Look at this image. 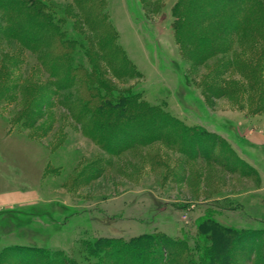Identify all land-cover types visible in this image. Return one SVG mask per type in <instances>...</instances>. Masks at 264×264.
<instances>
[{
    "label": "rangeland",
    "instance_id": "1",
    "mask_svg": "<svg viewBox=\"0 0 264 264\" xmlns=\"http://www.w3.org/2000/svg\"><path fill=\"white\" fill-rule=\"evenodd\" d=\"M54 1L61 7L72 4V0ZM179 1H107L118 43L138 73L115 85L164 106L183 125L207 131L252 170L236 148L246 130L264 131V113H257L247 99L241 105L236 98L207 96L208 66L198 67L189 60L175 37ZM37 69V56L16 42H4L0 197L16 194L21 201L0 210V252L5 247L61 250L85 264L84 244L98 239L128 241L162 233L193 246L197 221L209 212L226 227L264 228V214L255 215V220L248 208L257 203L253 195L263 186L255 169L257 176L244 178L241 170L236 174L214 161L191 160L181 149L160 143L104 151L46 96L44 88L39 91L47 76L36 75ZM43 101L53 105L46 108L40 104ZM261 157L252 156L264 173ZM219 206L222 210L216 209Z\"/></svg>",
    "mask_w": 264,
    "mask_h": 264
},
{
    "label": "trees",
    "instance_id": "2",
    "mask_svg": "<svg viewBox=\"0 0 264 264\" xmlns=\"http://www.w3.org/2000/svg\"><path fill=\"white\" fill-rule=\"evenodd\" d=\"M107 1L72 0L61 7L54 0H0V49L4 42H16L37 56L40 69L34 72L47 76L39 91L44 88L104 151L160 143L181 149L191 160L217 162L227 171H242L244 178L257 176L215 136L117 88L115 81L132 80L138 73L118 43ZM175 17V37L184 55L198 67L208 66L207 96L236 98L241 105L247 99L264 113V0H180ZM197 232L193 246L162 233L89 241L85 264H264V228L226 227L209 212L197 221ZM0 264L78 263L61 250L5 247Z\"/></svg>",
    "mask_w": 264,
    "mask_h": 264
},
{
    "label": "crops",
    "instance_id": "3",
    "mask_svg": "<svg viewBox=\"0 0 264 264\" xmlns=\"http://www.w3.org/2000/svg\"><path fill=\"white\" fill-rule=\"evenodd\" d=\"M243 142L237 146V152L239 155L250 162V164L259 172L263 186L255 191L257 203L249 205V211H251L252 217L256 220L257 218L264 214V173L261 167L257 164V160L253 159L252 156L256 154L257 157H261L264 150V131L262 130H246L242 135ZM262 158V157H261ZM258 159V158H257ZM264 159V157L262 158ZM254 193V192H253ZM21 201L19 195L10 194L7 197H0V210L13 206ZM261 217V216H260Z\"/></svg>",
    "mask_w": 264,
    "mask_h": 264
}]
</instances>
